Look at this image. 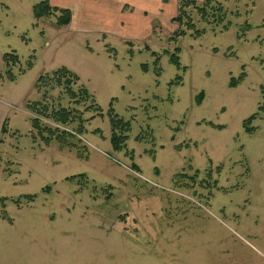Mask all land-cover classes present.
<instances>
[{
	"label": "rangeland",
	"instance_id": "374dc122",
	"mask_svg": "<svg viewBox=\"0 0 264 264\" xmlns=\"http://www.w3.org/2000/svg\"><path fill=\"white\" fill-rule=\"evenodd\" d=\"M40 1L0 0V264H264V0H48L36 19ZM61 66L102 110L64 148L28 108Z\"/></svg>",
	"mask_w": 264,
	"mask_h": 264
},
{
	"label": "trees",
	"instance_id": "16d2710c",
	"mask_svg": "<svg viewBox=\"0 0 264 264\" xmlns=\"http://www.w3.org/2000/svg\"><path fill=\"white\" fill-rule=\"evenodd\" d=\"M211 2L212 0H206L202 3V6L198 7V10L201 7L206 8V10L213 9ZM193 4L196 5L194 0H188L181 5L179 10L183 11L184 6ZM218 4L220 3H217L216 5ZM201 10L204 9L201 8L199 12H201ZM32 11L33 16L36 19H39L45 15H49L51 7L48 0H42L33 6ZM222 16L223 14L220 15V19ZM176 18L179 19L178 16ZM69 20L70 13L68 10H65L60 16L59 21L61 24H67ZM171 60L176 67L180 66L177 55H174ZM2 62L4 64V71L7 78L9 80H14L15 74L13 72V68L20 65L18 55L15 51L5 52L2 55ZM31 66L32 60L28 59L24 67L19 66L18 72H23ZM143 69H145V67H143ZM1 76L2 75L0 73V80L2 78ZM242 78L243 73L239 75L238 80ZM79 81V77L64 66H61L49 75L47 74L41 76L36 81V85H38L36 88H42L43 92L40 100L28 104V108L32 109L34 112L32 113L33 117L29 123L31 130L36 133L38 139L45 145H49L52 139H56L60 148H64L63 146H67L71 142V140H69V143L66 141L67 136L74 137L76 134L79 136L85 134V124L90 119H93L97 114V116L102 115L101 107L96 104L92 94L83 84L79 83ZM235 83V79L232 78L230 80V85L233 86ZM75 85H77V88H75ZM56 89H58V96L54 100L55 103L48 101L51 94ZM63 95L67 98L65 106L62 105ZM196 99L197 102L201 101V93ZM263 109L264 108L260 110ZM85 112H93V114L88 118H84L83 113ZM255 114L256 113L250 115L243 123V126L248 132V124L255 117ZM106 115L109 118L111 128L110 142L115 150L120 151L124 146H126L125 143L129 131V121H125L118 116L113 111L112 107H109ZM49 122H52V124H49ZM2 130H4V126L2 127ZM132 166L131 169L133 168V170H135L134 168H136V165L133 163ZM32 197H34V195H32Z\"/></svg>",
	"mask_w": 264,
	"mask_h": 264
},
{
	"label": "crops",
	"instance_id": "0c3cea01",
	"mask_svg": "<svg viewBox=\"0 0 264 264\" xmlns=\"http://www.w3.org/2000/svg\"><path fill=\"white\" fill-rule=\"evenodd\" d=\"M197 212L199 214H202L203 217H204V213L203 212H201L200 210L197 211ZM205 212H207V211H205ZM189 213L190 212H188V211H184V212H181V214L175 215V218H174L175 226L178 227V226H184V225H186V228H188V229H190V228H192L194 226H197L199 228L208 229V226H207V224H206L205 221H202V220H191L190 217H189ZM190 216L193 217V215H190ZM196 218H198V217H196ZM194 236H197L199 238V235L194 234ZM172 239L175 240L174 239V236L172 237ZM164 242H165V244H167V239H165ZM176 252H181V251L179 249H176ZM179 260H180L179 262L181 264V257H179Z\"/></svg>",
	"mask_w": 264,
	"mask_h": 264
}]
</instances>
